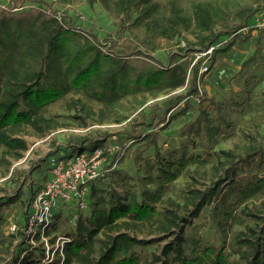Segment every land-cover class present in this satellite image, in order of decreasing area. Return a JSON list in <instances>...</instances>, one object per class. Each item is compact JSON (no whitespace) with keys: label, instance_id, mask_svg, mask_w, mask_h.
Wrapping results in <instances>:
<instances>
[{"label":"trees","instance_id":"trees-1","mask_svg":"<svg viewBox=\"0 0 264 264\" xmlns=\"http://www.w3.org/2000/svg\"><path fill=\"white\" fill-rule=\"evenodd\" d=\"M26 1L0 2V149L13 154L16 159H20L29 147L20 134L27 126L46 133L67 124L58 120L59 114L51 112V105L70 92H84L101 103L95 105L77 99L81 114L76 117L81 119L82 125H87L89 120L93 124L120 123L135 113L125 124L128 139L138 141L142 136L140 127L146 125L153 128L143 135L146 143H156L155 126L169 124L171 116L167 114L184 94H174L165 106L158 100L146 103L150 97L184 86L190 67L193 82L189 92H197L202 107L204 97L198 88V77L205 56L201 55L193 65L185 57L174 59L168 66L145 54L140 45L147 44L152 36L175 38L182 30L194 28L200 51L226 41L225 46H215L210 57L214 64L222 63L224 57L230 56V49L238 36L246 39L253 29L260 31L259 26L250 23L255 13L264 8L262 0H244L242 5L230 9L220 5L218 0H97L112 15H123L130 20L128 34L120 43L114 44L119 47L106 51L97 34L78 25L75 20L69 22L66 17H60L46 0H36L38 4L30 6H26ZM261 42L259 33L255 52L242 62L239 74L257 59L256 54L264 57ZM188 126L198 133L203 132L209 141L222 129L205 111ZM111 131L106 134L115 133ZM105 136L84 138L78 144V153H93L105 146ZM254 142L255 139L249 138L233 149L215 152L218 167L224 168L226 177L232 180L226 186H221L223 180H219L208 189L191 188L183 204L188 212L184 217L179 216L175 208L179 203L174 200L167 199L166 206H157L156 202L163 198L166 186L176 180L190 162L208 161L194 154L183 152L177 159H165V166H151L144 183L154 185L143 190L141 199L134 188L136 184L130 183L125 202L107 205L106 198L100 196L92 214L87 217V224L78 219V227L72 226L65 232L71 240L64 243L62 253L57 251L52 261H43L44 251L25 250L27 218L22 223L16 222V231L6 232L3 209L15 202L18 194L0 199V264H264V242H261L260 235L238 237L225 252L222 246L201 247L198 238L194 239L195 246L190 248L184 234L191 219L198 217L201 210L218 197L225 208L219 210L221 216L231 220L236 219L238 202L264 192V176L244 184L232 176L241 163L247 167L255 162L258 166L264 163V148ZM141 145L142 142L137 149ZM114 148L106 147L102 152L110 155L109 167L120 158V149ZM74 153L52 152L58 156ZM136 154L138 160L142 153L138 150ZM12 163L7 156L0 154V166L10 168ZM25 212L28 213V205ZM78 214L74 215L75 218L79 217ZM60 215L55 214L47 234L60 229ZM237 219L244 221L241 217ZM145 223L155 225L161 235L143 238L124 230ZM169 236L173 237L164 244L162 254H156L152 259H142L135 251L136 246ZM4 253L9 256L1 262ZM237 253L246 261L236 259Z\"/></svg>","mask_w":264,"mask_h":264},{"label":"rangeland","instance_id":"rangeland-1","mask_svg":"<svg viewBox=\"0 0 264 264\" xmlns=\"http://www.w3.org/2000/svg\"><path fill=\"white\" fill-rule=\"evenodd\" d=\"M0 2L8 4L10 0H0ZM46 2L52 4L60 17H66L69 22L75 20L78 25L97 34L106 51L116 50L119 46L114 44L120 43L121 39L128 34L127 27L130 20L125 19L123 15H112L97 0H46ZM218 3L230 9L242 5L244 0H218ZM31 4L38 3L36 0L26 1V6ZM250 24L259 26L260 31L253 29L246 39L238 36L230 49L229 57H224L222 63L219 60L220 63L215 62L214 64L212 60H209L208 64H211L209 70L199 71L198 88L204 97L202 107L197 92H189L193 82L190 67L187 83L184 86L172 92H162L155 98L150 97L146 104L158 100L161 105L165 106L171 102L174 94H184L178 99V104L167 114L171 116L169 124L155 126L156 143L153 141L146 143L147 139L143 135L153 130L152 126L146 125H141L142 136L138 141L128 139L124 130L125 124L135 113L120 123L95 122L93 124L89 120L87 125H82L81 119L76 117L77 114H81L77 99L81 98L95 105L101 104L84 92H70L52 104L51 112L59 114L58 120L67 122L66 125L58 126L46 133H40L27 126L20 134L27 140L29 147L20 159L0 149V154L7 156L13 162L10 168L0 166V199L18 194L17 200L3 209L6 232H12L8 230L11 222L26 221L28 215L25 212L26 206L35 191L48 178V156L56 151L58 154H64L65 151L76 153L78 144L88 137L106 135L105 146L98 148L96 158L99 160L97 163L99 175L90 183L85 208L80 209L76 201L62 203L54 208L55 214L61 213L60 229L52 230L47 237L50 246L44 240H37L33 243L26 235L25 240L28 245H25L27 246L25 250L34 249L39 253L44 251L45 254L47 250H52V248L54 250L61 241H58L59 236L64 238L65 232L72 226L78 227V219L83 224H87V217L92 214L100 196L106 198L107 205L127 201L126 191L129 183L136 184L137 187L134 186V188H137L138 198L141 199L143 190L147 186L154 185L144 183V178L150 173L151 166L156 168L165 166V159H177L183 152L200 156L208 161L190 162L184 172L166 186L163 198L156 202L157 206H166V200L172 199L175 203H179V206L175 208L179 216L184 217L188 215V212L183 204L191 188L208 189L219 180H223L221 186H226L227 182L230 183L232 179L226 177L224 168L218 167L215 152L219 149H233L236 144H243L249 138L255 139L254 143L264 148V57L256 54L257 59L242 74H239L242 62L255 52V40L259 33L262 39L260 45L264 54V8L255 13ZM220 45L225 46L226 41H222ZM200 47L194 28L182 30V33L175 38L152 36L147 44L140 45V49L145 54L168 66L174 59L180 60L185 57L189 58L190 65H192L201 54L198 50ZM203 111L208 113L214 123L220 124L222 128L212 141H209L203 132L198 133L195 129H189L188 126L190 122L199 118ZM109 130H114L111 132L115 133L107 135L106 132ZM140 142L142 145L140 149H137ZM106 147L120 149V158L112 167L108 166L111 160L110 155L102 153ZM138 150L142 154L136 160ZM232 176L235 181L243 184L264 176V163L258 166L255 162L251 167L241 163L237 173ZM236 199L237 195L234 200ZM224 209L221 197H218L209 202L198 217L191 219V223L186 226L184 232L190 248L195 246V238L200 239L201 247L215 245L219 248L222 246L225 252L229 251L238 237L252 236L254 238L257 234L261 236V242H264V192L238 202L235 206L236 219L227 220L224 215L221 216L222 213L219 210L224 211ZM76 213H79L78 218L74 216ZM238 217L243 218L244 221H239ZM180 220L182 222V219ZM124 230L143 238L161 235L155 225L149 223L124 228ZM172 237L136 246L135 251L142 259H152L154 255L162 254L164 244ZM51 242L55 244L51 245ZM56 255L57 251L53 259ZM8 256L4 253L1 262ZM234 257L240 262L246 261L241 259L239 253Z\"/></svg>","mask_w":264,"mask_h":264},{"label":"built area","instance_id":"built-area-1","mask_svg":"<svg viewBox=\"0 0 264 264\" xmlns=\"http://www.w3.org/2000/svg\"><path fill=\"white\" fill-rule=\"evenodd\" d=\"M220 44H213L206 50H201L199 57L201 55L205 56L201 63V72L209 70L210 64H208V61L211 53L215 46ZM97 156L98 149L93 153L83 151L69 156H58L56 154L48 156V178L35 191L28 203L26 235L33 243H36L37 240H44L48 244L47 237L49 234L46 230L50 228L51 221L54 219V208L71 201H76L80 209L85 208L90 183L99 175ZM17 228L16 222H11L8 230L13 232ZM69 240L71 238L68 236H64V238L59 236L58 241L61 243L59 242L54 250L52 248L53 251L47 250L43 260H53L55 252L59 250L62 253L64 243ZM53 244L55 243L51 242V245ZM48 246L50 245L48 244Z\"/></svg>","mask_w":264,"mask_h":264}]
</instances>
